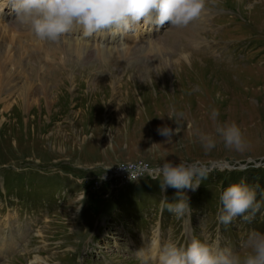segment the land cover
<instances>
[{
    "label": "rangeland",
    "instance_id": "rangeland-1",
    "mask_svg": "<svg viewBox=\"0 0 264 264\" xmlns=\"http://www.w3.org/2000/svg\"><path fill=\"white\" fill-rule=\"evenodd\" d=\"M0 3V35L14 37L0 41V264H158L166 243L188 245L183 230L245 254L249 233H264V0H208L176 33L167 22L158 30L141 24L110 32L122 38L105 39L103 47L76 28L71 41L60 42L71 51L46 53L39 39L23 40L27 31L8 0ZM10 23L19 29L10 32ZM153 34L158 38L150 40ZM14 53L20 65H13ZM3 73L11 79L7 92ZM170 104L185 119L165 142L157 128L177 127L167 117ZM212 107L219 110L215 123ZM233 122L248 144L243 153L215 133L217 123ZM197 129L216 138L210 152ZM181 160L210 169L196 191L184 190L191 212L182 219L163 201L174 202L177 189L162 191L148 176L131 181L119 167ZM234 183L255 187L261 208L251 222L237 217L225 225L220 196Z\"/></svg>",
    "mask_w": 264,
    "mask_h": 264
},
{
    "label": "clouds",
    "instance_id": "clouds-1",
    "mask_svg": "<svg viewBox=\"0 0 264 264\" xmlns=\"http://www.w3.org/2000/svg\"><path fill=\"white\" fill-rule=\"evenodd\" d=\"M208 0H8L16 15L19 25L28 28L40 41L59 44L63 37L73 29L82 30L84 38H91L100 32H129L134 25L148 24L163 27L166 22L171 27H186L199 18L206 10ZM215 3V0H212ZM199 91V88L195 89ZM219 95V94H217ZM167 117L177 127H158L159 135L171 142L174 136L181 133L185 113L170 104ZM211 119L215 123L219 110L211 108ZM163 118V117H161ZM191 127V125H189ZM215 133L228 149L243 153L248 144L241 129L236 123L216 124ZM199 142L205 152L216 147V138L196 130ZM111 143V142H110ZM109 143V144H110ZM153 144L148 150L154 147ZM253 166L255 161L249 160ZM119 167L129 173V180L137 181L148 176L160 181V188L166 191L171 187L177 189L176 200L169 203L167 211L182 219L190 214L189 198L184 190L196 191L200 181L210 171L207 164L200 160L187 162L165 161L162 165L150 166L145 162L120 164ZM222 210L218 217L222 224H229L241 217L251 222L260 211L257 201V189L242 183L227 186L220 196ZM80 208L77 209V212ZM247 249L241 255L231 249H214L207 243L193 238L186 247H178L174 243H166L158 256V264H264V233L252 231L243 242Z\"/></svg>",
    "mask_w": 264,
    "mask_h": 264
},
{
    "label": "bare ground",
    "instance_id": "bare-ground-1",
    "mask_svg": "<svg viewBox=\"0 0 264 264\" xmlns=\"http://www.w3.org/2000/svg\"><path fill=\"white\" fill-rule=\"evenodd\" d=\"M16 25V26H15ZM11 26L12 27H16V28H18L19 29V25L18 24H16V23H10V25H8V29H10V32L11 31H17L16 29H14V28H11ZM24 29H26L27 30V28L26 27H24ZM4 30V29H3ZM5 30H6V28H5ZM173 31H172V33H176V28L174 27L173 29H172ZM3 32V31H2ZM1 33V32H0ZM9 34V33H8ZM104 34V33H103ZM6 35H7V32H6ZM6 35H0V41H4V43L7 41V40H9L11 43H12V40L14 39V37H13V35L11 34V36H6ZM10 35V34H9ZM171 35V34H170ZM16 36V35H15ZM33 39H38L37 37H32ZM162 40V39H161ZM14 42V41H13ZM19 42H21V41H19ZM48 41H40V40H37V42H36V44H37V48L41 51V50H44L45 52L44 53H46L49 49H54L55 51H56V49H61L63 52H66L67 51V49L69 50V51H71L69 48V44H65V43H59V44H56V43H52V42H48V45H45L44 43H47ZM17 43V42H16ZM15 45H17L18 46V48H19V50H24L25 52H27V50H29L28 48L29 47H26L25 46V44H24V46H21V44H15ZM26 45H28V44H26ZM3 46H0V56H2L3 54H2V48ZM17 48V47H16ZM18 48H17V50L16 49H13L14 50V52L15 51H17L18 52ZM9 50H11L10 48H8ZM34 49V48H33ZM8 50V51H9ZM115 50V49H114ZM7 51V52H8ZM40 51H38L37 53H34L33 52V56H38V55H40L41 53H40ZM143 51V50H142ZM103 56L105 55V52L104 51H101L100 52ZM13 54V53H12ZM19 54H20V52H19ZM82 54V53H81ZM110 54V53H109ZM112 54V53H111ZM112 55H114L113 57H120V53H118L117 55H115V54H112ZM39 57V56H38ZM125 57V56H124ZM5 58V57H4ZM6 59V58H5ZM5 59H3L4 61H5ZM9 59H10V57H9ZM10 61H11V59H10ZM13 65H20L21 64V62H22V60H20L19 59V56L18 57H16V54L14 53V58H13ZM4 65V64H3ZM9 73H10V69H9ZM4 74V83H2L1 84V87H2V89L5 91L7 88H6V85L8 84V83H10V81H11V79L10 78H8V77H5V76H7L8 75V73L6 74V73H3ZM13 75V74H12ZM10 76V75H9ZM7 78V79H6ZM11 78H13L12 76H11ZM11 85V84H10ZM9 89H7L6 90V92L8 91Z\"/></svg>",
    "mask_w": 264,
    "mask_h": 264
}]
</instances>
